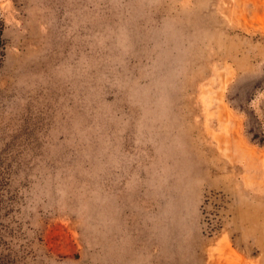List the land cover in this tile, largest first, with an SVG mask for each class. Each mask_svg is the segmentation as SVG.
Instances as JSON below:
<instances>
[{
  "label": "rangeland",
  "instance_id": "obj_1",
  "mask_svg": "<svg viewBox=\"0 0 264 264\" xmlns=\"http://www.w3.org/2000/svg\"><path fill=\"white\" fill-rule=\"evenodd\" d=\"M0 264H264V0H0Z\"/></svg>",
  "mask_w": 264,
  "mask_h": 264
},
{
  "label": "trees",
  "instance_id": "obj_2",
  "mask_svg": "<svg viewBox=\"0 0 264 264\" xmlns=\"http://www.w3.org/2000/svg\"><path fill=\"white\" fill-rule=\"evenodd\" d=\"M0 40H1V34H0Z\"/></svg>",
  "mask_w": 264,
  "mask_h": 264
}]
</instances>
